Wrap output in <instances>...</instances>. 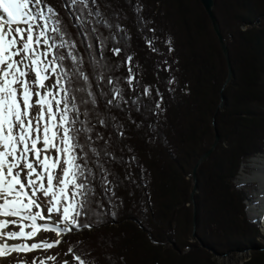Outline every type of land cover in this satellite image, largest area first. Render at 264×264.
Instances as JSON below:
<instances>
[{
	"label": "trees",
	"instance_id": "1",
	"mask_svg": "<svg viewBox=\"0 0 264 264\" xmlns=\"http://www.w3.org/2000/svg\"><path fill=\"white\" fill-rule=\"evenodd\" d=\"M66 2L45 0L83 54ZM97 4L113 25L99 29L103 37H128L108 40L102 49L108 74L119 78L126 97L140 96L148 107L137 112L129 102L123 110H106L105 99L98 103L100 114L123 126L120 137L93 120L116 157L105 160L115 196L109 203L96 188L104 209L84 218L90 228L63 238L68 253L71 247L88 264H222L218 256L247 251L241 264H264L263 235L247 217L246 191L235 183L241 164L264 153V0H214L232 68L224 87L226 60L200 0ZM113 46L124 51L115 56ZM127 55L133 57L134 90L124 79ZM145 86L150 96H143ZM109 87L105 80L104 91ZM216 134L217 148L196 170L194 226L192 170Z\"/></svg>",
	"mask_w": 264,
	"mask_h": 264
},
{
	"label": "snow or ice",
	"instance_id": "2",
	"mask_svg": "<svg viewBox=\"0 0 264 264\" xmlns=\"http://www.w3.org/2000/svg\"><path fill=\"white\" fill-rule=\"evenodd\" d=\"M65 7L82 37L83 54L59 13L45 0H0V259L49 250L61 242L60 237L91 227L84 218L104 209L96 188L109 203L115 196L105 160L116 159L93 120L124 135L123 126L110 123L97 105L105 99L106 110H123L129 102L137 112L148 107L140 96H125L119 78L108 74L110 66L104 62L107 41L128 37H103L99 29L110 30L113 25L97 0H67ZM115 27L117 33L123 32L119 24ZM147 43L151 47L152 41ZM111 51L119 56L124 49L113 46ZM132 61L127 55L129 75L124 79L134 90L138 82ZM156 94L160 100L155 107L160 109L163 97L159 90ZM150 95V87L145 86L143 96ZM260 196L264 198V191ZM53 214L60 219L50 224ZM42 231H51L58 239L36 241ZM69 253L77 264H88L71 247ZM17 264L28 261L18 259Z\"/></svg>",
	"mask_w": 264,
	"mask_h": 264
},
{
	"label": "rangeland",
	"instance_id": "3",
	"mask_svg": "<svg viewBox=\"0 0 264 264\" xmlns=\"http://www.w3.org/2000/svg\"><path fill=\"white\" fill-rule=\"evenodd\" d=\"M52 79L54 80V78H52ZM214 139H215V137H214ZM218 141H219V136H218ZM213 142H214V140H213ZM213 142H212V144H213ZM217 145H218V142L216 144L215 149L217 148ZM215 149L212 150V152L202 162H204L215 151ZM53 155H54V153H53ZM260 163L264 164V153H262L260 155H256V157H254L253 159H249V160L245 161L242 164V165H244L243 169H242V166L240 168V171L242 169L243 172L238 173V176L235 179V183L240 188H243L248 195V198H249V201H247L248 217L252 220H258V222L262 225V221L259 217L255 218V219L252 218V216L254 215V212L252 210L253 208H255L256 210H260L264 207V198L262 199V197L260 196L261 182L259 180H256L253 178V176L260 169L258 166V165H260ZM196 191H197V188H196ZM196 191L194 192V194L196 193ZM194 194H193V198H194ZM41 199L43 201V198H41ZM43 203L45 205L44 214L47 215L46 201H43ZM59 219H60V217L58 215L53 214L52 220L48 221V223L51 224L53 222H58ZM40 223H44V221H41ZM72 232L75 233V230H73ZM262 233H263L262 241L264 243V230ZM64 236L59 238L61 240V242L58 245H56L55 247H53L49 250H46V251L45 250H36V251L29 252L27 254H20L19 257L17 256V254H12V256H10L9 258L0 259V264H17L18 259H21V260L26 259L28 261V264H32V261L35 260L36 264H39L40 260H46V258L49 256L55 257V260L54 261L46 260V264H64V261H67L68 264H77L76 261L74 260V258L67 251L66 242L63 241ZM57 239H58V237L56 236V234L51 232V231H47V232L42 231L35 238L36 241L47 240L49 242H54ZM32 242L33 241H29L28 243H32ZM8 243H10V244L17 243V241H9ZM225 254L226 253L222 254L221 256H218V258H219L218 261L221 262L222 264H241L249 258L247 251L237 253V254H232V253H228V255H225Z\"/></svg>",
	"mask_w": 264,
	"mask_h": 264
},
{
	"label": "water",
	"instance_id": "4",
	"mask_svg": "<svg viewBox=\"0 0 264 264\" xmlns=\"http://www.w3.org/2000/svg\"><path fill=\"white\" fill-rule=\"evenodd\" d=\"M200 3L202 5V7L204 8L205 12L207 13L211 24H212V28L218 38L219 44L221 46L224 58L226 60V64H227V76L226 79L224 81L223 87L229 82L231 76H232V68L230 65V61H229V56H228V49L226 46V43L220 33V28H219V24L217 22V19L213 13V6H214V0H200ZM222 100L219 103L218 107H222ZM218 142V135H215V139L213 144L211 145L210 149L207 150L206 152H204L202 154V156L198 159L196 165L194 166L193 170H192V183H193V188L192 191L190 193V200L193 203V225L195 226V203H194V198H193V194L196 191L197 188V178H196V170L198 168V166L202 163V161L212 152V150L215 149L216 144ZM256 222V221H255ZM257 223V222H256ZM260 230L262 231L261 227ZM263 232V231H262ZM194 234V233H193ZM264 250V248H263ZM225 255H228V253H226Z\"/></svg>",
	"mask_w": 264,
	"mask_h": 264
},
{
	"label": "bare ground",
	"instance_id": "5",
	"mask_svg": "<svg viewBox=\"0 0 264 264\" xmlns=\"http://www.w3.org/2000/svg\"><path fill=\"white\" fill-rule=\"evenodd\" d=\"M243 166L242 165V169H243ZM259 166V171H257V173L253 176L254 179L256 180H259L261 182V186H260V189H261V192L264 191V164H261L258 165ZM241 169V173L243 172V170ZM260 192V193H261ZM263 199V198H262ZM253 212H254V215L252 216L253 219L259 217L262 221V225L260 224L261 226V229L264 230V207L260 210H256L255 208L252 209Z\"/></svg>",
	"mask_w": 264,
	"mask_h": 264
}]
</instances>
